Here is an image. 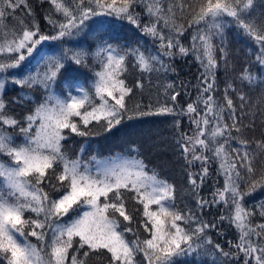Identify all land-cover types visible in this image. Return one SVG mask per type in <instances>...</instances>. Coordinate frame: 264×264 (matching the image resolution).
Instances as JSON below:
<instances>
[{
    "label": "snow or ice",
    "instance_id": "obj_1",
    "mask_svg": "<svg viewBox=\"0 0 264 264\" xmlns=\"http://www.w3.org/2000/svg\"><path fill=\"white\" fill-rule=\"evenodd\" d=\"M48 2L54 13L62 17H45L48 24L56 29L52 35L43 32L34 19L26 23L21 18L17 26L9 29L5 20L7 17L15 19L17 9H23L29 16L33 13L28 0H0V154L10 157L8 162L0 161V259L6 264H89L88 258L92 253L104 255L106 250L110 254L109 264H144L145 261L146 264H176L174 257H191L188 264H198L201 249H204L208 254H219L214 256L215 264H264V223L253 225L249 218L254 213L241 203L258 186H264V176L252 180L246 191L240 190V168L254 174L252 161L255 156L250 154L247 141L240 140L239 148L231 144L238 139L233 132H240V127L236 105L229 91L242 102L245 96L228 84L224 90V104L215 100L217 59L213 43L214 37H220V52L226 60L224 29L234 25L256 43V60L264 68V0H205L189 24V27L202 22L204 25L192 34L190 47L180 42L184 27L175 22L171 0L166 7L164 0H87V4L85 0ZM135 3H143L147 15L154 18L143 26L142 31L160 41L164 56L183 58L191 55L204 70L196 85V100L190 102L186 109L177 110L175 102L181 93L173 90L169 94L167 90L173 89L172 84L165 87V95L174 102L172 107L158 104L153 108L149 104L142 108L136 104L129 108L126 98L131 95L132 87L121 78L128 70L126 61L129 57L144 73L174 72L175 69L164 64L158 55L146 54L139 47L129 49L110 43L115 39L111 34L99 37L90 34V38L96 41L94 55L101 66V70L95 72L91 91L66 75L74 71L69 61L87 67L89 53L86 50L73 51L61 46L58 52L48 48L37 51L45 41L79 35L84 30L85 21L96 16H115L140 27L138 14L132 7ZM175 6L184 7L182 3ZM225 17H231V20ZM97 23L101 28L105 24L104 21ZM163 28L169 29L167 35ZM29 57L31 66L25 65L20 78H16L18 74L15 73L11 77L7 75L10 69L21 68ZM57 79H61L66 89L63 97L52 91ZM241 80L249 85L264 83L248 69L241 74ZM8 83L22 89L42 88L44 101L36 104L22 119H17L5 110L3 92ZM136 87L142 89L143 83L137 81ZM97 98L99 103H96ZM18 102L28 101L22 95ZM198 105H203V109L198 110ZM240 107L243 108V103ZM225 113L232 121L230 124L225 122ZM154 115H188L190 123L195 125L193 135L181 133L177 143L188 165L200 162L199 172L188 173L197 212L214 204L231 205L230 215L220 219H227L236 227L238 240L235 244L229 242L236 251H225L219 243H213L206 231L215 228L214 223L209 224L192 210H178L174 203L175 186L158 180L155 173L148 176L142 160L106 164L92 174L86 165L82 168L79 159H70L62 151L61 141L67 139L65 129L83 137L91 134L84 129L93 122L100 124L105 132H112L125 119ZM74 117H78L79 122ZM174 123L178 128L179 121ZM5 126L18 127L24 134V142L14 143L12 134L4 130ZM258 147L264 151V143ZM207 152L219 161V172L225 177L223 188L215 190L211 201L199 196V189L208 176L210 157L205 154ZM53 180L68 189L56 199H50L48 192L40 187L47 183L56 189L57 184L52 183ZM122 190L134 195L126 197ZM126 199L143 205V215L147 217L144 228L150 232L149 238L141 240L136 236L126 239L124 233L134 231L127 226L118 231L120 217L129 224L133 220L126 207ZM77 205L80 207L73 215L61 223L60 220L69 216ZM151 205L157 207L151 209ZM260 209V215L264 216V203ZM26 212L34 213L35 217L26 218ZM182 224L191 227L186 228ZM29 236L40 241L42 247L31 243ZM208 245L212 247L209 249ZM45 248L47 252H44ZM141 253L142 260L137 261L136 256Z\"/></svg>",
    "mask_w": 264,
    "mask_h": 264
},
{
    "label": "trees",
    "instance_id": "obj_2",
    "mask_svg": "<svg viewBox=\"0 0 264 264\" xmlns=\"http://www.w3.org/2000/svg\"><path fill=\"white\" fill-rule=\"evenodd\" d=\"M168 2L169 0H164L165 7ZM171 2L174 4L175 22L184 27V34L180 37V42L185 47H190L192 44V34L198 27L202 28L204 25L202 22L200 25L193 24L189 27V24L205 0H171ZM28 3L33 15L29 16L23 9H17L15 19L7 17L5 20V24L8 25L9 29L17 26L21 18L26 23L34 19L40 25L43 32L49 35L55 34L56 29L48 24L45 17L49 15H53L54 19H62V17L58 13H54V8L48 0H28ZM85 3L87 4V0H85ZM179 3L184 5L183 9L175 6ZM132 7L134 12L138 14L140 27L129 23L127 20L118 19L115 16H96L85 21V25L82 26L84 30L79 35L66 36L62 40L57 41H45L37 47V51L40 48H48L49 50L55 49L58 52L61 50V46L73 51L86 50L89 53L86 57L87 67L75 65L69 61L68 63L72 65L74 71L66 75L68 78L76 79L79 84L91 91L92 84L96 79L95 72L100 71L101 66L94 55L96 41L90 38V34H94L97 37L111 34L115 39L110 40V43L119 44L129 49L139 47L142 51H146V54L147 52H151L154 55H158L164 64H170L171 68L175 69L174 72H164L161 70L144 73L139 71L132 57H129L126 61L128 70L121 77L125 79L128 86L132 87L131 95L126 98L129 108L134 107L136 104H140L142 108H147L149 104L153 108L158 104H167L169 107H172L174 102L170 100L168 95H165L166 85L172 84L173 89H168V93L170 94L173 90L180 91L181 93L175 102L178 104L177 110L186 109L190 102L196 100V85L201 77V73L204 71L203 68L191 55L183 58L178 55L173 58L164 56L159 47L160 41L142 31L143 26L150 24L154 18L147 15L143 3H135ZM225 19L230 21L231 17H225ZM99 21L105 22L103 28L98 25L97 22ZM159 27L160 25H158ZM162 30L165 35L169 32L168 28H163ZM213 43L216 45L215 55L217 59L215 76L217 90L214 92L215 100L219 104H224V90L228 84H232L237 92H242L245 96V101L242 102L235 93L229 91V95L236 105V117L238 126L240 127V132H233V135L238 139L233 140L231 144L239 148L240 140L247 141V148L250 154H254L255 156V159L252 161V166L255 169L254 174L250 175L245 168H240L242 177L240 190L244 192L252 180H259L264 176V151L258 147V144L264 143V83L258 82L249 85L247 82H242L241 74L245 69H248L253 75H258L260 80H264V68L256 60L258 52L256 43L245 36L234 25H229L224 29L223 46L227 52L226 60L223 58V53L220 52V47L222 46L220 37H214ZM35 54L34 52L33 55L35 56ZM30 60L31 57L19 69H10L7 75L11 77L15 73L18 74L16 78H20L24 74L23 69L25 65H29ZM137 81L143 83L142 89L136 87ZM52 91L56 96L63 97L66 95V89L61 79H57ZM22 95L26 96L28 102H18ZM3 99L6 104L5 110L17 119H22L23 116L34 109L36 104L44 101V90L42 88L22 89L15 84L8 83L3 92ZM99 102L97 98L96 103ZM241 103H243V108L240 107ZM197 107L198 110L203 109V105H198ZM73 119L79 122L78 117H74ZM177 120L179 121L178 128L174 123ZM225 122L229 124L232 122L228 118L227 113H225ZM101 124H103V121H101ZM4 130L12 134L14 143L24 142V134L19 132L18 127L9 128L5 126ZM35 130L33 128V131ZM84 130L90 131L91 134L81 137L75 133H70L67 129L64 130L67 139L61 141L62 151L66 152L70 159H79L82 168L94 159L97 160L95 165L111 161L117 162V160H120V163L123 160H142L146 165L144 171L148 176L155 173L158 180L167 181V183L175 186L174 203L178 210L181 212L192 210L194 214L209 224L214 223L216 227L206 231V234L211 237L213 243H219L225 251H236L229 242L231 241L232 244H235L239 233L236 227L229 223L227 219L223 221L220 219L221 216L228 217L230 215L231 205L214 204L209 208H205L202 212H197L196 198L192 191V185L188 181V173L189 171L192 173L199 172L200 162L197 161L193 165H188L177 143L181 133L191 136L195 130V125L190 123L188 115H154L139 117L133 120L125 119L112 132H105L100 124L93 122ZM205 154L210 157L207 164L208 176L199 189V196L211 201L215 190L223 188L225 177L219 172V161L212 157L211 152ZM232 155L235 156V153H232ZM0 161L8 162L9 160L5 155L1 154ZM237 163L239 166V160H237ZM52 183L57 184L56 189L48 186L47 183L40 185V187L48 192L50 199H56L68 190L65 186L59 185L55 180ZM122 191L125 192L126 197L134 195L126 190ZM101 201H103V198H101ZM241 203L246 209L254 213L249 218L253 225L264 223V216L260 215V205L264 203V186H258L251 194L246 195ZM155 206L152 205V207ZM79 207V205L75 206L73 212H70L69 216L64 218V221L69 219L75 212V209ZM126 207L132 215L133 220L129 224L128 221H124L120 217L121 224L118 231L127 226L133 228L134 231L125 232L124 236L126 239L131 240L136 236L141 240L149 238L150 232L145 231L144 228V222L147 220V217L143 215V205L136 200L126 199ZM29 216L35 217V214L26 212L25 217ZM53 222H55V219ZM182 226L186 228L191 227V225L183 224ZM25 232H27V229ZM49 236H51L50 233ZM28 240L33 244L36 243L38 246L41 245V242L37 241L35 237L29 236ZM211 247V245L207 246L209 249ZM47 251L48 249L45 248L44 252ZM71 254L72 252L70 251L69 256ZM218 255V253L208 254L204 249H201L198 264H215L214 256ZM109 256L110 254L106 253V250L104 251V255L92 253L88 261L89 264H109ZM173 259L176 261V264H188V261L192 258L174 257ZM136 260H142V253L136 256ZM0 264H6V261L0 259ZM144 264H146V261Z\"/></svg>",
    "mask_w": 264,
    "mask_h": 264
},
{
    "label": "rangeland",
    "instance_id": "obj_3",
    "mask_svg": "<svg viewBox=\"0 0 264 264\" xmlns=\"http://www.w3.org/2000/svg\"><path fill=\"white\" fill-rule=\"evenodd\" d=\"M74 94H75V92H74ZM1 155V154H0ZM5 157L8 159V160H10L9 159V157L7 156V155H5ZM120 160H117V162L116 161H111V162H109V163H101V165H95L96 163H97V160H91V163H88V164H86V166H87V168L90 170V172L91 173H93V174H95V172L97 171V169H100L103 165H111V164H115V163H120L119 162ZM132 161V160H131ZM92 164V165H91ZM30 179V178H29ZM163 203H165V204H167V203H169L168 201H163ZM157 206H155V207H152V205H151V209H155ZM67 217V216H66ZM64 218L65 217H63L60 221H64ZM68 220V219H67ZM66 220V221H67ZM25 231H26V229H25ZM49 233L51 234V231H49ZM36 244V243H35ZM37 245V244H36ZM38 246V245H37ZM38 247H42V244L40 245V246H38ZM41 255H44V253H41Z\"/></svg>",
    "mask_w": 264,
    "mask_h": 264
}]
</instances>
